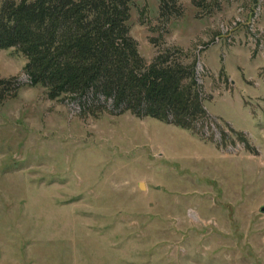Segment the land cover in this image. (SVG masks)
Wrapping results in <instances>:
<instances>
[{
	"label": "rangeland",
	"instance_id": "1",
	"mask_svg": "<svg viewBox=\"0 0 264 264\" xmlns=\"http://www.w3.org/2000/svg\"><path fill=\"white\" fill-rule=\"evenodd\" d=\"M132 0L130 36L193 71L182 129L49 100L0 51V264H264V0ZM173 10V11H175Z\"/></svg>",
	"mask_w": 264,
	"mask_h": 264
},
{
	"label": "trees",
	"instance_id": "2",
	"mask_svg": "<svg viewBox=\"0 0 264 264\" xmlns=\"http://www.w3.org/2000/svg\"><path fill=\"white\" fill-rule=\"evenodd\" d=\"M174 1V0H171ZM132 0H0V51L26 60L31 86L49 100L109 104L120 115L149 117L190 129L205 117L193 71L165 50L146 62L130 36ZM162 0L161 16L178 13ZM0 80V97L20 87Z\"/></svg>",
	"mask_w": 264,
	"mask_h": 264
},
{
	"label": "water",
	"instance_id": "3",
	"mask_svg": "<svg viewBox=\"0 0 264 264\" xmlns=\"http://www.w3.org/2000/svg\"><path fill=\"white\" fill-rule=\"evenodd\" d=\"M264 211V209L262 208V209H260V212H263Z\"/></svg>",
	"mask_w": 264,
	"mask_h": 264
}]
</instances>
